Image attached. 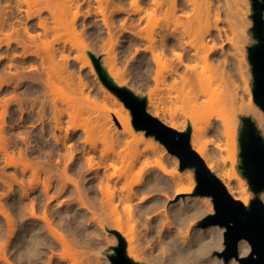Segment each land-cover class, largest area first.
I'll return each instance as SVG.
<instances>
[{
  "label": "rangeland",
  "instance_id": "374dc122",
  "mask_svg": "<svg viewBox=\"0 0 264 264\" xmlns=\"http://www.w3.org/2000/svg\"><path fill=\"white\" fill-rule=\"evenodd\" d=\"M19 1L20 0H0V21L5 19V21H7L9 23L8 27L5 29L6 31L7 30H13L14 28H17L21 32L20 33L21 37L26 38L27 33H26L24 27L25 26L30 27L32 25H37L39 18L38 17L28 18L26 13L24 11L20 10L21 5H20ZM221 1H223V0H221ZM241 1L244 2V0H241ZM76 2H79V4H80L79 8L76 6H73L72 10L69 13H67V15L65 17L61 18L62 19V20H60L61 23H60V21H58L59 23L57 22L59 27L55 28V30H53V32H51V35L48 36V41H49V39L54 38L55 36L59 37V41L55 37L56 39H54V40H56L57 42L55 41V43H54L52 41L53 40L52 39L48 43L51 42L52 45L54 44L53 45L54 47H52L51 44H50V46L52 49H54L56 47L55 53L56 52L60 53L61 51L63 52V53L61 52L62 54L61 53L59 54L61 56V58L63 57L62 55L64 53L68 56L67 59L65 57H63V59L64 58L65 59L62 61V63L60 60L61 58L58 56V54L56 56H54L55 60H57L59 58L60 62L59 61L58 62L61 64H63V63L64 64L61 66L59 65L61 67L60 68V67H57V64H59V63L56 64V61H55L54 63L56 64L57 69H56V67L54 69H56L57 71L54 70L53 68H51V69H53L52 71H54V73H52L53 77H55V79H58V81L54 79L55 84L58 85L57 82L61 81L59 83L61 85L60 87H62V88H63V86L66 87V85L68 84L67 88H63L64 93H63L62 89H61L62 93L61 92L57 93V91H56L57 87H54L55 88L54 93H53V91H51V93L50 92L49 93L55 98L56 101L57 100L59 101L57 103L61 104V102H62L63 106L65 104H67V100H69V98H70V100L72 99L71 101H69V102H71V105H69V106L65 105L67 107L66 108L63 107V108H65L67 110L68 107L74 106L77 109L79 107V109H81V111H83L82 117H81V111L80 110H78L80 112L77 111L79 114L77 113L78 115H76V119L79 117V119H81V120L78 119V120H76V122H78V123L81 122L83 124V126L87 125V127L91 129L90 131H91L93 139L98 141L99 151L97 152V155H99V156H96L97 157V158H95L96 161L97 160L99 162L105 161L107 163V162H110L112 157H114L116 159V164H117L118 169H119L117 172H119V175H120V173L125 174V175L122 174V176L120 177L121 179L115 184L116 186L118 185V187H117L118 189L120 187L121 188L118 191L116 188L114 190L115 192H113L114 195L113 196L111 195L112 196L111 200L114 197V201L112 200L114 202V206H113V204L111 205V203H110V206H111V208L117 207L116 208L117 210H115L117 212V214L115 216H112V217L109 216V214H107L108 215L107 216L105 213H103V215H102L101 212L103 210H101V212H100L99 211L100 209L97 208V210L99 209L98 211L100 212L99 213L96 211L97 215L100 218V220L97 221L95 215L90 214L89 211H86V213H85L84 210L81 208V206L78 205V203H76V202L74 203V201L73 202L70 201L68 203H67V200H64L63 202L60 201L61 203H58L57 200L46 201V198H44V195H42V191L40 192V189H35V191L30 192V197H23L24 191H22L23 188H21V187H24V185L21 187L19 186V185H22V184H19V183H21L20 180L22 181V180H24V178L28 179L27 181H25V183L27 182L25 184V187L29 186L28 182H30V180L33 179V172L28 171L27 175L24 176V174L21 173L22 172L21 166H23L22 163L20 165L19 164L20 162H18V163L16 162V161H18V160H16V158L20 159L19 161H21V158H19V157L25 156L24 154H22V151H19V150L21 148L24 149L26 147L24 140L22 138H19L20 136L18 137V135L20 134V132H23L24 130H29V129L32 130L33 128L30 127L31 126L30 123L26 124L29 127H24L26 125H23V124L19 125L18 124V123H20V121H19L20 119L18 120V118H20L19 115L21 113L20 112H19L20 114L18 113V111H19L18 110L19 105H17L18 101L12 102V101H14V100H12L9 102V108H11V110L8 109V112L9 111L10 112L9 113L7 112L8 114L5 116L6 117V119H5L6 120L5 133L9 131V134H7L9 139L7 137L4 139H0V144L2 145L4 150H5V146L7 144L9 145V146H6L5 151L0 150V152H1L0 153V177H4L3 179L0 178V179H2V180H0L1 181L0 182V209H2V210H0V222H1L0 223V251H1L0 252V257H1L0 258V264H7V263H5V260L3 261V259H2L3 256H1V255H5L6 258L8 257L9 261L13 262L12 264H27L25 261V253H24L25 248L23 245L24 243L27 242V239L24 238L25 236H23V234H22V233H24L23 232L24 227L26 224H28L30 222L33 223L34 221H36L37 224L45 223L42 221V219H39L40 217H38V216L43 215L42 212L45 211V209H47V205H49V211L51 209V211L53 210V213L55 212L53 215H51V217L55 216L54 218H56V219H54V218H52V219H54L56 221V224L59 225V228L63 232H65L66 234H69V236H71V237L75 236L77 238L79 236V234L81 235V232L83 230L82 229L83 226H84L83 227L84 229L85 228L88 229V231L85 232L84 237H82V235H81L77 239L80 240L81 245L86 244V243L88 245L90 244L89 246H90V249L92 250V254L93 255L97 254L96 258H97V260H99L98 261L99 263L98 262H95V263L112 264V261L109 257V254L114 253L113 247L118 244V237L112 231V230H114L112 228V224H114L115 219L118 218L120 220V222L122 223L124 229H125L124 234L129 233V235L133 238L132 244L137 251L138 259H139L138 262H141L144 264H185L182 261L172 260L170 258V256H169L170 252H171L170 248L168 249V247L166 246L167 243H164V238H160L158 236L156 230L153 231V228H151L152 230H148V231L145 230L146 229L145 226H147V224L145 222V218L140 216V214L138 212V204L140 202L141 196H146L147 198L154 197V198L162 199L164 201V204L159 206L155 211H153L152 214H155V216L157 215V217H160L162 222L169 223L170 225L174 226L172 232H175L176 228H180L181 231L183 232V234H187L189 236L193 233L194 229L203 228V227L198 226V222L205 215L212 214V213L206 212L205 214H202V215L191 216L189 218H186L185 220H179V218L176 217L177 216V210L181 207V206H179V202H180L181 197L186 198V196H187L186 194L177 195L176 194V188L180 187L182 185H188L189 182L188 181H184V182L178 181L177 184H175L173 182V178L175 176V175H173L174 174L173 172L176 169L180 170V171H194V169H192V168L181 169L179 158L176 155L169 152L168 149L166 148V146L162 142H161V144L163 145V147H165L166 152H167L166 154H163L161 151V148H158L156 151H147L146 153H144V155L140 154L139 158L137 160L131 162V159H132L131 156H133V157H134V155L136 156L137 154H134V153H137L136 151H139L142 148L144 149V146L151 143L153 141L154 135H147L149 137L146 141L139 142L138 138L140 137V133H141V131H144L146 134L145 130L135 128L136 131L134 133L125 130V127H124V125L121 122L120 117H119V113L125 114L124 110L122 109V106L119 103L115 102L114 99L109 95V92H112L111 90L108 89L109 90L108 92H106L104 90L105 85L103 84V82L99 78V75L96 76L95 74L90 73L89 67L83 65V62L87 61L88 59L92 61V59L89 55V52H93L96 55L102 56V62H103V64H105L106 68L112 67L115 72H117V73L119 72V75L121 76V78L123 80L129 79L130 82L128 85H130L129 87L136 94L148 97L149 94L154 93L155 96L159 97L161 99L160 105L164 106L169 113H173L174 117L179 122L186 125L184 131H186L188 126L192 127V125H196V126L203 125L208 119L212 122V124L219 125L223 129V131H226V130L232 131L234 128H236V140L237 141H236V148L235 149H234V146H232L231 139L227 136L226 132H225V134L223 133L222 135L221 134L217 135L216 138L214 136V140L216 139L217 141L215 140V142H214V140H213L212 143L210 144V148L215 149V152L217 153V157H218V162L221 163V166L224 169L230 170L235 165L236 170L240 173L241 171H240L239 165H240L241 161H240V155H239L240 146H239V139H238L240 128L242 125V120L240 117L243 115H246V114H244V112L250 104L256 105L258 108L262 109L254 101V96H253V91H252L253 90V76H252V71H251V64H250L249 58H248V48H249V46L253 45L256 42V39H255L253 32H252V28L254 25L253 18H252V15H253L252 0H248V2L250 3V4H248L249 9L248 8L243 9V7H245L243 5V2H242V4L238 2L239 4H241V5H239V7L242 8V11H243V12H241L242 13L241 16L244 14V17H245V18L244 17L240 18L241 23H240L239 27L237 28V31L240 32V34L239 33L237 34L238 36L240 35L237 39L240 40V38H241L243 40V41L237 40L238 42H240L241 45H239V43L237 41H235L236 40V39H234L235 37L230 36V35H234V33L236 32V29H235V31H233L232 30L233 28L228 29L227 25L223 26V25L227 24L224 21V19L226 20L227 17L223 18L224 15H220V17L222 16L221 17L222 20L219 22L220 24L218 23V25H219V28H221L223 31H222V38L219 39L220 40L219 45H220V43L223 42V49H225L224 51L227 54H225V52H223L220 48H218V49H220V51H222L226 55V62L228 61L229 63L227 62L226 65H222L220 67L223 70L219 69V71H218L213 67L210 68V70H208V69L206 70V69H204L203 62L201 61L202 65H200L201 63L198 60L199 68H201L203 66V69L205 70V71L203 70L204 71L203 73L201 72L202 73L201 79L196 80L193 77L195 82L193 84V87H190L189 89H187L188 87L183 85V83H182L183 81L182 82L179 81L180 84L182 83L181 84L182 87L180 86L179 83H178L179 85H177V86H179L182 91L179 90V87H177V86L175 88L173 87V90H176L178 88L176 90V92L178 91L177 93L173 90H172L173 91L172 92L171 89H169V88H168L169 89V91H168L167 87L165 88V86L162 83H159V87H161V85H162V87L163 86L164 87L156 89V87H155L156 82L154 83L155 80L153 79V77L155 76L156 70L159 73L161 72L160 75H168L170 72V69L178 64V60H177L175 54H173V51H171V52L167 51L165 53L163 52V54H162V51H161L162 49H160L161 48L160 43H157V44L155 43V46L153 47L155 51L154 50L153 51L158 53V54L159 53H161V54L158 55L159 56L158 61L154 62L155 60L153 61V59H152L153 58L152 56H154V52H151V49L149 50L150 52L145 50L146 47L151 45V44H149L151 41L149 39H151V38L159 39V37H158V33L160 31L159 30V24H156V22L154 20L149 19V18H145L141 23H139L137 20L138 15H131L130 12H123V11L117 12L116 11L117 5L115 3H117L118 0H111L110 1V4H109L110 6H109V8L107 7L105 15L102 12L98 11V10H100V9H98L100 7L99 6L100 4L97 3L96 0H76ZM105 4L106 3H103V5H105ZM242 5H243V7H242ZM105 6H107V4ZM128 6L130 7V4ZM22 7L25 8L26 5H24V3H22ZM88 9H91V13H90L91 15L90 14L87 15ZM76 10L79 11V15L75 19L73 17L74 13H72V12H74ZM96 11H98V12H96ZM110 12H112V13H110ZM221 14H224V12ZM43 16H48L51 19L50 22H54V20L52 19L51 15L48 11H45V13H43ZM104 16H107V17H104ZM225 16H227V15H225ZM72 17L75 19V21L73 20L74 22H71ZM103 18H108L109 20L108 19L107 20L110 23H115V24H113V26H115V27L113 28L112 37L108 33V27L105 25V22H103V20H104ZM125 18H129L128 26L130 25V27L134 28L137 25L136 30L141 29L142 34L144 36H146L147 39L145 38V39L140 40V41H135L134 39L131 38V34L123 32L121 29V23L123 22V20ZM131 19H133V20H131ZM242 19L243 20L247 19V20L243 21ZM222 21H224V22H222ZM136 22H138V23H136ZM57 23L54 22L52 24L54 26V24L57 25ZM135 23H136V25H135ZM229 23H228V25H230ZM221 25H222V27H221ZM11 26H14V28H11ZM223 27H224V29H223ZM225 27H226V29H225ZM232 27H235V26H232ZM56 29H57V31H56ZM39 31H41V29H39L38 32ZM54 31H56V32H54ZM36 32L37 31H35V33ZM224 32L227 33V34H224V35H226L225 37L223 35ZM230 32L231 33L234 32V33L231 34ZM52 33H53V35H52ZM228 33H230V34H228ZM241 34H242V36H241ZM227 35H229V38H231V40L227 39L228 38ZM235 35H236V33H235ZM2 36L3 35L0 34V37H2ZM51 36H53V37H51ZM225 38L227 39L228 42L233 41L234 44H233V42L230 43L231 45L229 43L227 44V41L225 40ZM224 40H225V42H224ZM217 42H218V40H217ZM235 42H237L238 44H236ZM39 43H40V47L43 46L40 48L41 50H39V53H40V51H42V55H44V53L46 55L47 51H46L45 45H41L42 44L41 41H39ZM147 44H148V46H146ZM235 44L240 46L241 50H238L239 48H237V46ZM81 45L82 46L85 45V46H87V48H82ZM135 45H136V48L138 46L137 49H135ZM233 45H235V47ZM133 46H134V48H133ZM140 47H142V48L145 47V48L142 49ZM232 47H234L235 49L237 48L236 50L233 48L236 52L237 51H241V52L236 53L232 49ZM63 48H64V50H63ZM12 49H14V50H12ZM33 49H35V48H33ZM44 49H45V51H44ZM56 49H58V50L56 51ZM22 50L23 49L21 47H17L16 44H14L13 47H11V49H9V50L6 49V46L4 44L0 45V73L10 75V73L13 74V73H16L19 71V72H21L22 75L25 76L24 79L23 78L21 79L24 82V83L22 82L20 84L21 86L19 85V87H16V84L18 83L19 80L16 81L17 79H14V81L13 80L11 81L10 85L5 87L4 91H3V89L0 90V96H2V98H4V97L6 98V96H8L7 98H10L9 96H13L12 94H14V95L16 94V96H18V98L20 97L19 99L24 97L23 99H25V100H23L22 103L23 104L25 103V104L24 105L22 104V105L28 106L27 104L29 102V99L32 98L35 100V98H36L35 96H37V92H35L36 87L34 85V82L38 81V77L40 76V74L42 76L44 74L47 75V73H45V71H46L45 69H44L45 71L42 70L43 68L31 70L30 64H34L35 63L34 60L40 61V57L29 56V57H27V59L25 61H22L20 59V56L23 53ZM68 51L70 52V54ZM218 51L219 50L215 51L216 55H213L212 58L217 59V60L218 59L223 60L222 59L223 57L221 58L222 52L219 53L220 51L219 52ZM81 54L84 55V58H85L84 60L80 56ZM133 54H135V55H133ZM115 57H118V60L120 62L118 60H115ZM193 58H194V56H193ZM227 58H228V60H227ZM125 59L129 60V61L127 62ZM142 59H145V60L152 63L153 67L151 68V71H148V70L144 69L145 67L144 68L142 67ZM65 60H67V64H66ZM194 61L196 63L197 59L187 61V63L194 65L195 64ZM92 63H93V61H92ZM139 63H141V64H139ZM10 64L12 67H10ZM65 64H66V66H65ZM124 64H125V66H124ZM62 66L65 68L66 67L69 68V69H66L68 72L65 70L64 72H61L62 73L61 74L60 70L64 69V68H62ZM51 67H53L52 64H51ZM124 68H127V72L129 73V78L126 77V74L124 73ZM184 68H185L184 65L179 67V69H180L179 72H181V73L187 72V75H188V73L190 74L192 72V71L191 72L187 71ZM206 68H208V67H206ZM226 68H227V70H226ZM69 70H71V71L69 72ZM201 70L202 69H200V71ZM57 72H58V74H56ZM65 72H67V74H69L70 76L74 77V78L71 77V78H73V80L71 78H69V79L67 78L69 80L68 83H67L68 80L67 81L63 80L64 77L65 78L69 77V75L65 76V74H66ZM54 74H56V75L54 76ZM46 75L42 76V77L45 78V77H47ZM60 75H62L61 78L63 76L64 77L62 78V80L59 81V79H61ZM190 75L192 76L193 74H190ZM173 76L177 77V79L180 78L178 76V74H173ZM173 76L170 75V76L166 77V79H167L166 84H168V85L173 84V81H174ZM42 79L43 78H41L40 80H42ZM82 79L86 83V86L85 87L83 86L84 88L81 87L82 85L80 84V83H82L81 82ZM64 81H65V84L62 83ZM70 81H73V84H75L74 85L75 89H73L74 86H73L72 82L70 84ZM136 81H138V82H136ZM77 83L80 85H78ZM76 84L79 87L76 86ZM68 86H69V88H68ZM72 86H73V88H71ZM60 87L58 88L59 90H60ZM227 87L230 89H233L232 91L234 93H237V102L233 106L221 105V104L217 103L216 101L212 100V94L213 93L221 92V91L225 90ZM80 88L81 89L86 88V89L82 90L83 91L82 92ZM167 91L168 92L171 91L170 93L171 94L173 93V95L169 94ZM38 94H40V92H38ZM54 94H56V96ZM168 95L172 98H170ZM194 95L200 97L199 98L200 105H201V107L207 108V112H204L201 114V116H197V117L193 118L192 121H189V119L187 118V115L192 110V107H193L192 98ZM84 96L87 97L86 100H85ZM26 97H28L29 99ZM66 98H68V99L66 100ZM27 99H28V102H26ZM34 100H32V101H34ZM63 100H65V101L63 102ZM83 101L86 102L87 104H85V105L82 104L81 106H79V104H81V102H83ZM11 102H12V104H11ZM74 103L77 106H75ZM60 104H59V106H60ZM82 106H85L84 110L82 109L83 108ZM76 108H75V110H76ZM87 108H88L89 112H87ZM125 108L130 110V108L127 107L126 104H125ZM68 109H69L68 111H71L72 107L68 108ZM262 111H264V110L262 109ZM66 114H68V112ZM66 114H65V116H66ZM130 114H131V121L133 123V116H132L131 110H130ZM69 116L70 115L66 116L65 121L68 118L73 117V116H70V117ZM167 116H169V114H167ZM86 117H88V118H86ZM83 118H84V120H83ZM237 118H239V119H237ZM87 119H89V121ZM70 121H71V119H70ZM84 121H85V123H84ZM66 122L68 123L69 121H66ZM67 123H65V125ZM68 124H70V123H68ZM71 124H72V122H71ZM71 124H70V126H71ZM39 128H38V130H39ZM260 130L262 133L261 128H260ZM184 131H182V132H184ZM83 132H84L83 129L80 128L79 131L77 132L76 136L83 134ZM34 133L37 134L38 131H35ZM7 135L5 134V136H7ZM262 135H263V133H262ZM31 139L34 140V138H31ZM5 140L7 141V143ZM8 140H10V141H8ZM43 140L44 139L41 138V139H39V142L38 141L33 142V144H36V142H37L39 144V145L37 144L38 148H40V146H41L42 148H40V149L42 151H38V149H37V151L34 152L32 156L34 157L33 159L36 158V159L40 160V162H41L40 165L43 166L44 169L47 170V169L52 167L51 166L48 168V166L51 163H52L51 165L54 164L55 158L53 159V158H51L52 156H50V155L48 156V154H43L46 151H47L46 153H48V151L50 150V147H51V145L43 144L44 143ZM2 141H3V143H2ZM216 142H219L222 145L221 150L217 149L215 147ZM5 143H6V145H5ZM43 146H44V149H43ZM2 147H1V149H3ZM7 147H8V150H7ZM12 148H14V149H12ZM12 150H15V151H13V152H16V153H14L15 156H16V154L18 155V157L16 156V158H15V160H16L15 162L18 164V166L20 165L21 168L18 166H16L17 168L16 167L14 168V166H15L14 161H13L14 164L11 163L12 165L11 164L8 165L9 160L7 162V158L9 156L7 154L12 152ZM8 151H10V152L7 153ZM78 151L79 150H75V154H77L76 162H77V160H80L79 158H81L80 151L79 152ZM2 152H4V153L2 154ZM12 153L9 155L11 156ZM103 154L108 155L109 161H107L108 158L106 155L105 156L107 159L105 158L104 160H102ZM22 155H24V156H22ZM174 156L176 158H178V162H179L178 166L176 165ZM103 157H104V155H103ZM42 158H44V159H42ZM35 161L37 162V160H35ZM49 161H51V162H49ZM83 161H84V159H83ZM159 161L165 165L166 169L168 170V173L164 172L158 166ZM46 163H48V166ZM102 163H104V162H102ZM44 164H46V165H44ZM85 166H86V164H85ZM64 167H65L64 161L60 162L59 167H58L60 173L63 172ZM53 168H54V166H53ZM108 169L110 170V172L114 171L112 168H108ZM98 170L99 171L102 170V171H100L102 173V172H104V170H106V168L103 169V167H100ZM14 173H15V176L17 178L14 177V175H13ZM107 173H109V171ZM91 174L88 175L89 178L94 176V174H92V175ZM60 175H62V174H60ZM6 176H8V177H6ZM20 176H21V179H20ZM74 176H75V173H74ZM241 176L243 177L245 184H247L246 186L249 187V189H250L247 178L244 177L242 174H241ZM154 177L157 178V180H158L157 184L158 185H156L154 188L152 187L153 190L150 191V190H148V188L145 185L148 183L149 180H153ZM175 177L178 180L177 176H175ZM18 178H19V180H18L19 182L16 180ZM4 179L5 180L7 179V182ZM78 179H79V177H78ZM8 180H9V182L10 181L12 182L13 186L10 184L11 182L8 183ZM13 180H14V182H13ZM194 180L196 181L195 176H194ZM2 181L6 182L8 185ZM138 181H141V185H139V186L136 185V183ZM111 182H112V179H111L110 183ZM114 183L112 182V185H114ZM9 184L13 188L12 187L10 188ZM120 184H121V186H120ZM130 184L131 185L133 184L132 185L133 189L135 191H137L138 193H139V191L137 190V188L142 187L143 192L140 191L142 193L137 194L138 196L132 197L129 200L127 199L128 201H125L124 200L125 195H123L122 192H124V190L126 189L125 194H127V188L126 187L128 185L130 186ZM196 185H197V181L195 183V187H196ZM110 186H111V184H110ZM129 186H128V188H129ZM72 187L73 186L69 187L70 191H71V189H73ZM109 188L110 187L108 186L107 189L110 192V191H112V189L115 188V186L110 188L111 190H109ZM121 189H123V190H121ZM73 190L75 191V189H73ZM97 190H98V188H97ZM194 191H195V189H194ZM194 191L192 192V194H190L191 199L194 197H197L200 199L206 197V196L194 195L193 194ZM87 192H90V189H88ZM98 192H99L98 194L96 193V195H98L96 197L99 198L100 196H102V193L99 190H98ZM262 192H264V191H262ZM262 192L259 196L264 201V196H263ZM74 193H73V195H74ZM105 193H104V195L108 196L107 201H109L110 198H109L108 192H105ZM117 193H120L122 195L123 200L125 202L124 201L120 202V201H122L121 195H119L121 197L120 199H115V198H118ZM69 194H71V193H69ZM254 196H255V194L252 192L251 199ZM191 199H189V200L184 199L182 204L185 203L184 206L187 207L188 204L190 205L192 203ZM32 201H34V206L37 208V211H39L38 214H40V215L37 216L38 219H34L36 217L33 218V216L31 218V213L29 212L30 211L29 209L31 208L30 204ZM35 204L40 207L39 210H38V206H36ZM96 204L98 205L100 203H96ZM25 206H26V208L27 207L28 208L26 209ZM98 206H100V205H98ZM43 208H45V209L43 210ZM108 209H109V207H108ZM47 211H48V209H47ZM73 211L77 212L78 214H80L79 212H82V213L87 215L88 218L86 217V215H84L85 216V218H84L85 219V221H84L85 225L80 224V222L76 221L75 218H73V215H72ZM214 211H215V209H214ZM108 212H106V213H108ZM182 212L183 211L181 209V213ZM4 213H7V214L9 213V214L13 215L12 217H15L14 219H17V220H15L16 225H17V227H16L17 234L15 236H13V239L10 238V236L8 234V230H9V229H7V228H9L8 224H7L8 221L6 220L7 219L5 216L6 214H4ZM91 216L93 218L95 217V220L97 222L93 218L92 219L94 221L92 219H90ZM32 219H34V220H32ZM94 222H96V223H94ZM98 222L100 224H98ZM36 223H35V225H36ZM100 225H102V227ZM90 229H92V231ZM43 231H42V233L45 234L46 231L45 230H43ZM93 231H94V233H93ZM47 234H48V232H47ZM5 244H7V245H5ZM91 245H92V248H91ZM93 246H94V248H93ZM224 247H225V245H224V239H223L222 247L213 250V252H211L208 256L209 257H216L217 260L221 259L222 257H219L216 254V251H221ZM60 249H61V247L59 246L57 249L58 252L59 251L61 252L63 250V248L61 250ZM2 250H3V254H2ZM43 250H44L43 254H41L39 257L37 256L36 258L34 256L33 259H31L32 260V261H30L31 264H44V263L46 264V262L48 260V255L51 254V251L48 248H44ZM60 252L58 254H60ZM48 253H50V254H48ZM58 254L55 255V262L57 261L56 263L60 262L61 256ZM97 256H99V257H97ZM188 264H191V262H189Z\"/></svg>",
  "mask_w": 264,
  "mask_h": 264
},
{
  "label": "bare ground",
  "instance_id": "6f19581e",
  "mask_svg": "<svg viewBox=\"0 0 264 264\" xmlns=\"http://www.w3.org/2000/svg\"><path fill=\"white\" fill-rule=\"evenodd\" d=\"M96 1H97V3L100 4L99 5L100 7L98 8L100 10H98V11L102 12L105 15L106 9H107V7L109 8V6H110L109 4H110L111 0H96ZM240 1L241 0H223V1H221V0H118V2H117L118 4L117 3H115V4L117 5V8H116L117 12L123 11V12H130L131 15H138L137 20L139 23H141L145 18H149V19L154 20L156 22V24H159V30H160L158 33L159 39H157V38L156 39L155 38L149 39V40H151L149 43L151 45L148 46V44H147L146 46H148V47H146V48L143 47V48H145L146 51H149L151 49V52H154L155 50L153 47L155 46V43L156 44L160 43V47H161L160 49H162L161 50L162 54H163V52L165 53L167 51H170V52L173 51V54H175V56L178 60V64L170 69V72L168 75H160L161 72L159 73L156 70L155 76L153 77V79L155 80L154 83L156 82V86H155L156 89L163 88L165 86V88L167 87L168 91H169V89H171V91H172L173 87L175 88L177 85L180 84L179 81H181V82L183 81L182 82L183 85L188 87L187 89H189L190 87H193V84L195 82L194 79H196V80L201 79V74L205 71L204 69L210 70V68L213 67L219 71V69H221L220 67L222 65H226V63L228 61L226 62V55L225 54H227V53L224 51L225 49H223V42L220 43V45H219V42H220L219 39L222 38V31L223 30L221 28H219L218 23L222 20L221 19L222 16L220 17V15H224L223 18L227 17L228 19L227 18H226V20L224 19V21L227 24H225L223 26L227 25L228 26L227 28L228 29L233 28L232 29L233 31H235V29H236V32H235L236 35L234 32H232V33L230 32L231 34L234 33V35H230V36L235 37L234 38V39H236L235 41L239 40L237 38L240 35L238 36L237 34L238 33L240 34V32L237 31V28L239 27V25L241 23L240 18L244 17V14L241 16V14H242L241 12H243V11H242V8L239 7V5H241L243 1H241V2ZM19 2L21 5L20 10L24 11L28 18H33V17L39 18L37 25H32L30 27L25 26L24 29L27 33V37L24 38V37H21V34H20L21 32L17 28H14V26H11V28H14L13 30H7L6 31L5 29L8 27L9 23L7 21H5V19L1 20L0 21V34L3 36L0 37V45L4 44L6 46V49H8V50L11 49V47H13L14 44H16L17 47H21L23 49L22 50L23 53L22 54L20 53L21 54L20 59L22 61H25L27 59V57H29V56L40 57V61L34 60L35 63L30 64V68H31V70H36V69H40V68H43L42 70L45 69L46 71L45 70L44 71H45V73H47V75L44 74L42 76L46 75L47 77L44 78L40 74V76H39L40 78L38 77V81L34 82V85L36 87L35 92H37V96H35L36 97L35 100L32 98L29 99L28 97H26L29 99V102H28V99L26 101V102H28V104H27L28 106L25 105L26 107L23 106L25 103L24 104L22 103V101L25 100V99H23L24 97L19 99L20 97L18 98V96H16V94L15 95L12 94L13 96H9L10 98H7L8 96H6V98L5 97L2 98V96H0V139H4L6 137L8 138L7 134H9V131L5 133V127H6V120H5L6 117L5 116L10 112V111L8 112V109L11 110V108H9V102L12 100H14L12 102L18 101V103H17V105H19L18 113L19 112L21 113V114L19 113L20 118H18V120L20 119L19 120L20 123H18V124L19 125H22V124L26 125V124L30 123L31 124L30 127L33 128L32 130H30V129L24 130L23 132H20V134L18 135V137L20 136L19 138H22L24 140V143L26 145V147L24 149L21 148L22 150L18 147L20 149L19 151H22V154H24L25 156L22 155L24 157H19V158H21V161H19L20 159L16 158V156L18 157V155L16 154V156H15L14 153H16V152H13L15 150H12L13 153L8 151L7 153H9V152H10L9 154L12 153L11 156L9 154H7L9 156L7 158V162L9 160L8 165H10L11 163L12 164L15 163V166H14V168H15L16 166H18V164H17L18 162H20L19 163L20 165L22 163V165L24 167L21 166L22 167L21 168L20 165L18 167H20L22 169V170L21 169L20 170L22 171L21 173H23L24 176L27 175L28 171L33 172V179L30 180V182H28L29 186L25 187V184L27 183V182L25 183V181H27L28 179H25L23 177L24 180H22V181L20 180L21 183H19V184H22V185H19V186L21 187L24 185V187H21V188H23L22 191H24L23 197H30V192L35 191V189H40V192L42 191V195H44V198H46V201L57 200L58 203H61L64 200H67V203L70 201H72V202L74 201V203L76 202V203H78V205L81 206V208L84 210L85 213H86V211H89L90 214L95 215L97 221L100 220L99 216L97 215V212H99V211L101 212V210H103L101 212L102 215H103V213H105L106 215L109 214V216H111V217L115 216L117 214V212L115 211V210H117L116 209L117 207L111 208L110 203H111V205L113 204V206H114V202H113L114 197L112 199L113 201L111 200V198L114 195L113 194V192H115L114 190L118 187V185L116 186L115 184L121 179L120 177L123 174V173L122 174L120 173V175H119V172H117L119 169H118V166L116 164V159L114 157H112L110 162H107V163L105 161H102L104 163L99 162L98 160L96 161V159H95V158H97L96 156H99V155H97V152L99 151L98 141L93 139L91 131H90L91 129L88 128L87 125L84 124L85 126H83V124L81 122H79V123L76 122V120L79 119V117L76 119V115L79 114L78 112H80L81 109H79V107L77 109L74 106H70L68 108L72 107V110L68 111L69 109L67 108V110H66L65 108L67 106L71 105V102H69V101H71L72 99L70 100V98H69V100H67L68 98H66L67 104H65L66 102L64 104L67 106H65V105L63 106L62 102H61L62 105L60 103H57L59 101L58 100L56 101L55 98L50 94L51 91H53V93H54V91H55L54 87H57L56 88L57 93L61 92V89L64 93L63 88H67V85H68L67 83L69 82L68 79L73 77V76H70L69 74H67L68 71L66 69H69V68H67V67L65 68L62 66V68H64V69L60 70V73L64 72L66 70L67 72H65L66 73L65 76L69 75V77H66V78L64 76H63L64 78L62 77L63 80H65V81L68 80L66 83L67 85H66V87L63 86V88L60 87L61 85L59 83L61 82L60 80H62V78H61L62 75H60V78H61V79H59L60 82H57L58 85L55 84V80L58 81V79H55V77H53L52 73H54V71H52V70L56 67V64L59 63L60 61H59V58L57 60H55L54 56H56L58 54V56L61 58V56L59 54L62 51L60 53H57V52L55 53L56 47L54 49H52L50 46V44L52 45V43L51 42L48 43L52 39H53L52 41L55 43L56 40H54V39H56V38L59 41V37L55 36L56 38L55 37L51 38L48 41V36L51 35V32H53V30H55V28L59 27L58 21L62 20L61 18L65 17L67 15V13H69L72 10L73 6H76L79 8L80 4H79V2H76V0H20ZM238 2L241 4H239ZM244 2H243V5L245 7H243V5H242L243 9L248 8V4H250V3L248 2V0H244ZM22 3H24V5H26L25 8L22 7ZM103 3H106L107 6H105L106 4L103 5ZM129 4H130V7L128 6ZM45 11H48L50 13V15H51V17L55 23L58 22L57 25L54 24V26H53L52 23H54V22H50L51 19L48 16H43V13H45ZM98 11H96V12H98ZM223 12H224V14H221ZM72 13H74V16L73 15L72 16L75 19L79 15L78 10H76ZM90 13H91V9H88L87 15H89ZM110 13H112V12H110ZM225 15H227V16H225ZM73 17H72L71 22L75 21V19ZM104 17H107V16H104ZM103 19H104L103 22H105V25L108 27V33L112 37L113 28L115 27V26H113V24H115V23H110L108 21L109 20L108 18H103ZM133 19H131V20H133ZM128 20H129V18H125L123 20V22L121 23L122 31L125 33L131 34V38L134 39L135 41H140V40L145 39L146 36H144L142 34L141 29L137 28L138 30H136V27H137L136 23H138V22L135 23L136 26L134 27L135 28L134 29V28L130 27V25L128 26ZM245 20H247V19H245ZM245 20H243V21H245ZM224 21H222V22H224ZM60 23H61V21H60ZM228 23L230 25H228ZM232 26H235V27H232ZM221 27H222V25H221ZM39 29H41V31L38 32ZM223 29H224V27H223ZM225 29H226V27H225ZM35 31H37V32L35 33ZM56 31H57V29H56ZM56 31H54V32H56ZM225 32L223 33V35L227 34ZM230 33H228V34H230ZM52 35H53V33H52ZM225 36L226 35H224V37ZM241 36H242V34H241ZM51 37H53V36H51ZM227 37L226 38L228 40H231V38H229V35H227ZM226 38H225V40L227 41ZM217 40H218V42H217ZM225 40H224V42H225ZM240 40H242V39L240 38ZM39 41H41V43H42L41 45H45L46 51H47L46 55H45V53H44V55H42V51H40V53H39V50H41L40 48L43 47V46L40 47ZM232 42L227 41V44L228 43L230 44ZM237 42H235V43L236 44L239 43V45H241L240 42H238V43ZM233 44H234V42H233ZM53 45H52V47H54ZM235 45H233V46L235 47ZM236 46H237V48H239L238 50H241L240 46H238V45H236ZM234 47H232V49ZM33 48H35V49H33ZM82 48H87V46L84 45V46H82ZM133 48H134V46H133ZM137 48H138V46H137ZM137 48L135 45V49H137ZM140 48H142V47H140ZM218 48H220L223 52H225V54L222 51H220V49H218ZM12 50H14V49H12ZM57 50L58 49H56V51ZM63 50H64V48H63ZM216 50H219L220 51V52L218 51L219 53L222 52L221 58L223 57L222 58L223 60H219V59L217 60V59L212 58L213 55H216V52H215ZM44 51H45V49H44ZM238 52L240 53L241 51H237L236 53H238ZM64 54L62 56L67 59L68 56L66 54L65 55ZM69 54H70V52H69ZM159 54H161V53H159ZM159 54L154 52V56H152L153 61L155 60L154 62L158 61V57H159L158 55ZM133 55H135V54H133ZM80 56L83 58V60L85 59L84 55L81 54ZM193 56L195 59H197V62H198V60L200 61V63H201V61L203 62L204 69H203V66L201 68H199V62L195 63V61H194V63H195L194 65L187 63V61L195 60L193 58ZM63 57L60 59L61 63L65 59V58L63 59ZM115 60H118V57H115ZM227 60H228V58H227ZM55 61H56V64L54 63ZM126 61L128 62L129 60H126ZM65 62L67 64V60H65ZM61 63L57 64V67H60L61 65L64 64V63L63 64H61ZM51 64L53 67H51ZM66 64H65V66H66ZM139 64H141V63H139ZM83 65L89 67L90 73L95 74L96 76L98 75V72H97V70H96V68L93 65L91 60L88 59L87 61H84ZM102 65H103L104 71L107 73L109 78L115 84H117L119 86H127V87L130 86V85H128L130 82L129 79L123 80L121 78V76L119 75V72L118 73L115 72L112 67L106 68V66H105V64H103V62H102ZM183 65L185 66V68H184L185 70L190 71V72L192 71L190 73V74H193L192 76L189 73L187 75L186 71H185L186 73L179 72L180 71L179 67H181ZM200 65H202V63ZM124 66H125V64H124ZM10 67H12L11 64H10ZM57 67H56V69H57ZM142 67L143 68L145 67L144 69L151 71V68L153 67V65L151 62H149L145 59H142ZM206 67H208V68H206ZM51 68H53V69H51ZM56 69H54V70H56ZM200 69H202V70L200 71ZM221 70H223V69H221ZM226 70H227V68H226ZM70 71L71 70H69V72ZM58 72L56 74H58ZM124 73L126 74V77L129 78V73L127 72V68H124ZM56 74H54V76ZM173 74H178V76L180 77V78H178L179 80L177 79V77L173 76ZM170 75L173 76L174 81H173V84L168 85V84H166V82H167L166 77L170 76ZM24 77L25 76L22 75L21 72H19V71L16 73H13V74L10 73V75L0 73V90L3 89V91H4L5 87L10 85L11 81L12 80L14 81V79H17L16 81L19 80L18 83L16 82L17 83L16 87H19V85L23 82L21 79L22 78L24 79ZM193 77H194V79H193ZM41 78H43V79L40 80ZM73 78H71V79L73 80ZM65 81L62 83L65 84ZM71 82L73 84V81H70V84H71ZM81 82H82V83H80L82 85L81 87H83V86L85 87L86 86L85 81L82 79ZM136 82H138V81H136ZM159 83H162L164 86L162 87V85H161V87H159ZM77 84H76V86L80 85V84H78V85ZM181 84H180V86H181ZM74 85L75 84H73V86ZM73 86L71 88H73ZM59 87H60V90L58 89ZM177 87H179V86H177ZM68 88H69V86H68ZM73 89H75V86ZM85 89H81V91L85 90ZM104 90L106 92L109 91L108 88L105 86H104ZM176 90H173V91L176 92ZM179 90H181L180 87H179ZM232 90L233 89H230L227 87L225 90H223L221 92L213 93L214 95L212 94V100L216 101L217 103H219L221 105L233 106L237 102V93H234ZM38 92H40V94H38ZM170 92H168V93L171 94ZM54 95L56 96V94H54ZM109 95L114 99L115 102L119 103L122 106V109L125 112V114L119 113L120 120L123 123L125 130L134 133L136 131V129H135L134 124L131 121L130 110L125 108L124 102L114 92H109ZM171 95H173V93ZM86 98L87 97H85V100H86ZM170 98H172V97H170ZM199 98L200 97L196 96V95H194L192 98L193 107H192L191 112L187 115V118L189 119V121H192L193 118H195L197 116H201L202 113L207 112V108L201 107ZM31 99L34 101H32ZM147 100H148L147 110L149 113H151L153 116L159 118L164 124L174 128L175 130L180 131V132L184 131L186 125L179 122L174 117L173 113H169L164 106L160 105L161 99L159 97L155 96L154 93H151L148 95ZM64 101L65 100H63V102ZM12 102H11V104H12ZM83 102H81V104H79V106H81L82 104L83 105L87 104L86 102H84V103ZM59 104L61 107L59 106ZM75 106H77V105L75 104ZM63 107H65V108H63ZM82 107H83L82 109L84 110L85 106H82ZM75 108H76V110H75ZM78 110H80V111H78ZM67 112H68V114H66ZM87 112H89L88 108H87ZM82 113H83V111H81V117L83 115ZM65 114H66V116L67 115L73 116L71 118H68L69 120L68 119L66 120V121H69L68 123H70V124L72 122L71 126H70V124H68L65 121V118H66ZM167 114H169V116H167ZM244 114L253 116V118L257 122L258 127L262 129V133L264 135V111H262V109L258 108L256 105L250 104L246 108ZM86 118H88V117H86ZM70 119H71V121H70ZM237 119H239V118H237ZM79 120H81V119H79ZM83 120H84V118H83ZM87 120L89 121V119H87ZM65 123H67V124L65 125ZM84 123H85V121H84ZM24 127H29V126L26 125ZM38 128H39V130H38ZM80 128H82L84 132H83V134L76 136L77 132L79 131ZM35 131H38V133L37 134L34 133ZM225 132H226L227 136L231 139V144H232V146H234V149H235L236 148V141H237L236 140V128H234L232 131H230V130L223 131V129L219 125L212 124V122L209 119L203 125H200V126L192 125V127H191V138H190L191 146L203 158V160L205 161L208 168L221 179V181L225 185L228 192L235 199L242 201L245 204V206L248 207L250 205V202H251V196H252L251 189H249V187L246 186L247 184H245L243 177L236 170L235 165L230 170L224 169L221 166V163L218 162V157H217V153L215 152V149L210 148V144L214 140V136L216 138L217 135H219V134L222 135L223 133L225 134ZM5 134L7 136H5ZM148 137L149 136H147L144 131H141L140 137L138 138V141L139 142L146 141L148 139ZM31 138H34V140H32ZM41 138L44 139L43 144L51 145L48 153H46L47 152L46 150H45L46 151L45 153H43L44 151L42 153L48 154V156L49 155L52 156L51 158H53V159L55 158L53 165H51L52 164L51 163L48 166V163H46L48 168L52 166L51 168H49L47 170L44 169V167L40 165V163H41L40 160H38L36 158L33 159L34 157L32 156L33 153L37 151V149H38V151H42L40 149V148H42L41 146H40V148H38L39 144L37 142H36V144H33V142H35V141L39 142V139H41ZM215 140H214V142H215ZM8 141H10V140H8ZM2 143H3V141H2ZM6 143H7V141H6ZM6 143H5V145H6ZM6 146H9V145L7 144ZM6 146H5V150H6ZM1 147H2V145L0 144V150L5 151L4 148L2 147L3 149H1ZM215 147L217 149H220V150L222 149V145L219 142H216ZM158 148H161V151L163 154L167 153L165 147H163V145L161 144V141L157 137L153 136V141L151 143L144 146V149L142 148L143 150L141 149L139 151H136L137 153H134V154H137L136 156L135 155H134V157L131 156L133 159V160L131 159V162L137 160L139 158L140 154L144 155V153H146L147 151H156ZM12 149H14V148H12ZM43 149H44V146H43ZM7 150H8V147H7ZM75 150H79L80 154H81V158H79L80 160H77V162H76L77 154H75ZM3 153L4 152H2V154ZM103 155H104V157H103ZM103 155H102V160H104L106 158V156L108 158L107 154H103ZM12 156L13 157L15 156V157L13 158ZM15 158L18 161H16ZM174 158H175L176 165L178 166L179 165L178 158H176L175 156H174ZM42 159H44V158H42ZM83 159H84V161H83ZM35 160H37V162ZM13 161H14V163H13ZM63 161L65 163V167L63 168V172L61 171L62 173H60L58 167H59V163L63 162ZM107 161H109V158ZM49 162H51V161H49ZM46 164H44V165H46ZM85 164H86V166H85ZM53 166H54V168H53ZM158 166L164 172L168 173V170L166 169L165 165L162 164L160 161L158 162ZM100 167H103V169L106 168V170H104V172L101 173L100 171H102V170H100V171L98 170ZM108 168H112L114 171L110 172V170ZM107 170L109 171V173H107L108 172ZM74 173H75V176H74ZM91 173L94 174V176L89 178L88 175ZM173 173H174L173 175L177 176V178H178V180H177L176 177L174 176L173 182L175 184H177L178 181H180V182L188 181L189 182L188 185H182V186L176 188V194L177 195H179V194H186L187 195L186 198L181 197L180 202H179V206H181V207L177 210V216H176L179 218V220H185L186 218H189L191 216L202 215V214H205L206 212H208V213L214 212V203H213L211 196H206V197L201 198V199L197 198V197H194L191 199V197H190V194H192V192L195 189V183H196V181L194 180V176H195L194 171H180V170L176 169V170H174ZM60 174H62V175H60ZM13 175H14V177H16L15 173ZM123 175H125V174H123ZM6 177H8V176H6ZM78 177H79V179H78ZM0 178L3 179L4 177H0ZM2 179H0V180H2ZM20 179H21V176H20ZM111 179H112L113 183L115 182L114 185H112V182L110 183ZM16 180L18 181L19 178ZM5 181L7 182V179ZM2 182H4V181H2ZM6 182H4V183H6ZM10 182L8 180V183H10ZM13 182H14V180H13ZM157 182H158L157 178L154 177V179L149 180L145 186L148 188V190L151 191V190H153V188L156 185H158ZM10 184L12 185V182ZM10 184H9V187L11 188L13 185L11 186ZM110 184L112 187L115 186V188L112 189V191H110L111 193L107 189L108 186L110 188H112L110 186ZM132 185L131 184H130V186L128 185L129 188H128V186L126 187L127 188V194H125L126 189L124 190V192H122L123 195H125L124 196L126 198V199L124 198L125 201H128L132 197H136V196H138L137 194L143 192L142 187L137 188V190L139 191V193H138L137 191H135L133 189ZM136 185H138V186L141 185V181H138L136 183ZM71 186H73L72 188L75 189L76 192L73 189H71L72 192L70 191L69 187H71ZM95 186L102 193V196H100L99 198L96 197V196H98V195H96V193L98 194L99 192ZM120 186H121V184H120ZM87 188L90 189V192H87V190H88ZM110 188H109V190H111ZM119 189L117 188V191ZM121 190H123V189H121ZM140 191H142V192H140ZM105 192H108L109 198L113 203L110 200L107 201L108 196L104 195ZM69 193H71V194H69ZM73 193H74V195H73ZM262 193L264 196V192H262ZM117 195H118L117 196L118 198H115V199H120L122 197V195L120 193H117ZM119 195H121V197ZM121 199H122V201H120V202H123L124 201L123 197ZM184 199L185 200L191 199L192 203L190 205L188 204L187 207H185L184 206L185 203L182 204ZM32 202L30 204L31 208L29 209L30 210L29 212L31 213V218L33 216V218L36 217L34 219H38L37 216L40 215V214H38L39 211H37V208L34 206V201H32ZM96 203H100V204H98L100 206H98ZM163 204H164V201L160 198H154V197L147 198L146 196H141L140 202L138 204V212H139L140 216L145 218V222L147 224V226H145V228H146L145 230L148 231V230H152L151 228H153V231L156 230L157 234L160 238H164V243H167L166 246L168 247V249L170 248L171 252H170L169 256L172 260H177V261L179 260L185 264H188L189 262H191V264L192 263L193 264H241L235 258H232L230 261L225 262L222 258L217 260L216 257H209L208 256L211 252H213V250L222 247V242L224 239V232L226 230L225 227H221L218 225H212V226H208L206 228H197V229H194L193 233L189 236L187 234H183V232L181 231L180 228H176L175 232H172L174 226L170 225L169 223L162 222L160 217H157V215L155 216V214H152L153 211H155L159 206H161ZM36 206H38V205H36ZM108 207H109V209H108ZM25 208H26V206H25ZM39 208L40 207L38 206V210H39ZM45 208H43V210ZM97 208H99L100 210L98 209L99 210L98 211ZM47 209L49 211V205H47ZM47 209H45V211H43L44 213L42 212V214H43L42 216L41 215L38 216V217H40L39 219H42V221L45 223L37 224L36 221H34L36 223V225H35V223L32 221L33 223L30 222V223L26 224L24 227V230H23L24 233H22V234H23V236H25L24 238L27 239V242L23 244L24 248H25L24 253H25L26 263L31 264L30 261H32L31 259H33L34 256H35V258L37 256L39 257L41 254H43V251H44L43 249L48 248V249H50L51 254L50 253H48L50 255L47 254L48 260H47L46 264H98L99 260H97V258H96L97 254L96 255L92 254V250L90 249V246H89L90 244L88 245L86 243V244L81 245L80 240L77 239L81 235H82V237H84L85 232H87L88 229H86V228L84 229L83 228L84 226H83L82 227L83 230L81 232V235L79 234V236L77 238L75 236H74L75 238L73 236L71 237V236H69V234H66L65 232H63L59 228V225H57L56 221L54 220V219H56V218H54L55 216L51 217V215H53L55 212L53 213V210L51 211V209L48 212ZM181 209L183 211L182 213H181ZM0 210H2V209H0ZM106 212H108V213H106ZM79 213L80 214L73 211L72 212L73 218H75L76 221L80 222V224L85 225V223H84L85 216L84 215H86V214H84L82 212H79ZM4 214H6L5 215L7 218L6 220L8 221V223H7L8 227H9V228H7V229H9L8 234H9L10 238L13 239V236H15L17 234V232H16L17 225L15 222V220H17V219H14L15 217H12L13 215H11L9 213L8 214L4 213ZM92 216L90 217V219L93 218ZM86 217H87V215H86ZM95 217L93 218L94 220H95ZM52 218H54V219H52ZM34 219H32V220H34ZM96 222H94V223H96ZM98 224H100V223L98 222ZM100 226L102 227V225H100ZM112 228L119 231L125 237V239L127 241V254H128V256H130L133 260L138 261L139 259H138L137 251L132 244L133 238L129 235V233L124 234L125 229H124L122 223L120 222V220L118 218L115 219V223L112 224ZM43 230L46 231L45 232L46 235L44 233H42ZM90 230L92 231V229H90ZM94 231H93V233H94ZM47 232H48V234H47ZM5 245H7V244H5ZM59 246L61 247V249L63 248V250L61 252L59 251L60 254H58L59 252L57 250ZM91 248H92V245H91ZM93 248H94V246H93ZM250 251H251V245H250L249 241L245 238L241 239L239 241V254H240V256L248 255V253ZM56 253L61 256L59 263H56L57 261L55 262V255H57ZM2 254H3V250H2ZM1 256H3L2 259H3V261L5 260V263H7V264L13 263V262H10L8 257L6 258L5 255H1ZM97 257H99V256H97ZM95 262H98V263H95Z\"/></svg>",
  "mask_w": 264,
  "mask_h": 264
},
{
  "label": "water",
  "instance_id": "95a60500",
  "mask_svg": "<svg viewBox=\"0 0 264 264\" xmlns=\"http://www.w3.org/2000/svg\"><path fill=\"white\" fill-rule=\"evenodd\" d=\"M253 28L256 42L248 48V58L253 76L254 101L264 110V0H252ZM93 64L103 84L130 108L136 129H143L146 135H154L180 160L181 169L192 168L197 185L194 195L211 196L214 213L205 215L198 226L212 225L225 227L224 245L216 251L225 262L232 258L241 264H264V201L259 196L264 191V136L251 115L241 116L239 132L240 173L247 178L251 191L255 194L250 205L235 199L226 189L221 179L206 165L203 158L192 148L191 126L180 132L164 124L147 110V96L137 95L127 86L115 84L104 71L102 56L89 52ZM118 237V244L109 254L112 264H144L133 260L127 254V242L121 233L112 230ZM247 239L251 245L248 255L240 256L239 241Z\"/></svg>",
  "mask_w": 264,
  "mask_h": 264
}]
</instances>
